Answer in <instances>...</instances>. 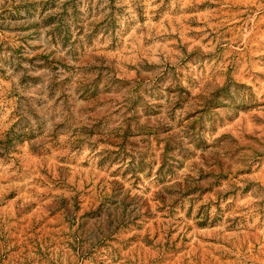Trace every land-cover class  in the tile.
Segmentation results:
<instances>
[{"label": "rangeland", "instance_id": "374dc122", "mask_svg": "<svg viewBox=\"0 0 264 264\" xmlns=\"http://www.w3.org/2000/svg\"><path fill=\"white\" fill-rule=\"evenodd\" d=\"M0 264H264V0H0Z\"/></svg>", "mask_w": 264, "mask_h": 264}]
</instances>
